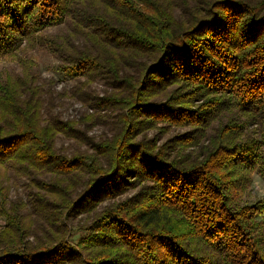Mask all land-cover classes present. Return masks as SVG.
I'll use <instances>...</instances> for the list:
<instances>
[{
  "label": "trees",
  "instance_id": "16d2710c",
  "mask_svg": "<svg viewBox=\"0 0 264 264\" xmlns=\"http://www.w3.org/2000/svg\"><path fill=\"white\" fill-rule=\"evenodd\" d=\"M65 21L41 42L72 88L0 75V264H264V0H0V54Z\"/></svg>",
  "mask_w": 264,
  "mask_h": 264
},
{
  "label": "rangeland",
  "instance_id": "374dc122",
  "mask_svg": "<svg viewBox=\"0 0 264 264\" xmlns=\"http://www.w3.org/2000/svg\"><path fill=\"white\" fill-rule=\"evenodd\" d=\"M68 23V24H67ZM69 26V27H68ZM70 28V23L65 21L64 23L56 26H50L38 33V37L34 42H28L24 40L21 48L11 55L0 54V75L6 74H21L22 65L20 60L31 58L36 66L34 71L39 77V84L46 85L50 91L56 93H62L66 90L72 88L75 84V81L69 79V77L60 70V65L62 61L57 57V55L49 48V46L44 42L43 37H52L56 34H65ZM100 91L104 88V85L98 86ZM103 90L99 92L102 94ZM59 105L53 110L54 115L59 116L63 120H72L78 119L87 107L82 103L70 97H62ZM187 128H174L168 133L164 134L160 143L165 142L168 139L175 137L176 134L184 133L187 131ZM156 130L148 131L149 137L156 136ZM110 131L106 125H96L87 131L88 137H94L96 140H99L102 136L110 135ZM77 141L74 139H69L63 136L56 141V147L60 151L69 153L72 151L71 146L76 145ZM81 150H87V145L81 146ZM25 180H17L12 174H10L8 180H6L7 185L10 186L9 197L11 200H15L19 197H25ZM136 189L130 190L120 199H124L128 196H131L135 193ZM25 199V198H24ZM264 201V179L256 171L252 175V182L248 190L242 194V201L254 203L257 201ZM1 220V219H0Z\"/></svg>",
  "mask_w": 264,
  "mask_h": 264
}]
</instances>
